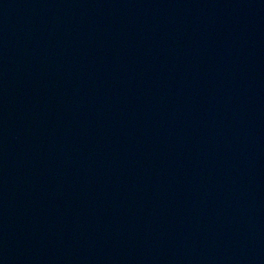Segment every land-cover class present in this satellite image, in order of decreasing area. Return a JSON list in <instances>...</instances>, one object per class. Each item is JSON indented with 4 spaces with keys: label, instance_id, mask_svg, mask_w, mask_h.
I'll use <instances>...</instances> for the list:
<instances>
[{
    "label": "water",
    "instance_id": "obj_1",
    "mask_svg": "<svg viewBox=\"0 0 264 264\" xmlns=\"http://www.w3.org/2000/svg\"><path fill=\"white\" fill-rule=\"evenodd\" d=\"M0 264H264V0H0Z\"/></svg>",
    "mask_w": 264,
    "mask_h": 264
}]
</instances>
